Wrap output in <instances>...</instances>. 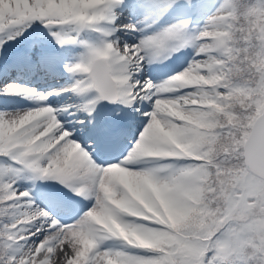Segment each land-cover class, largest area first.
Returning a JSON list of instances; mask_svg holds the SVG:
<instances>
[{"label":"snow or ice","instance_id":"6c2138e0","mask_svg":"<svg viewBox=\"0 0 264 264\" xmlns=\"http://www.w3.org/2000/svg\"><path fill=\"white\" fill-rule=\"evenodd\" d=\"M0 264H264V0H0Z\"/></svg>","mask_w":264,"mask_h":264},{"label":"rangeland","instance_id":"374dc122","mask_svg":"<svg viewBox=\"0 0 264 264\" xmlns=\"http://www.w3.org/2000/svg\"><path fill=\"white\" fill-rule=\"evenodd\" d=\"M186 54L188 56H190L191 55V49H189L188 51H186ZM182 59H184V58H182ZM17 106L23 107V106H26V105H25V103L23 101H20Z\"/></svg>","mask_w":264,"mask_h":264},{"label":"bare ground","instance_id":"6f19581e","mask_svg":"<svg viewBox=\"0 0 264 264\" xmlns=\"http://www.w3.org/2000/svg\"><path fill=\"white\" fill-rule=\"evenodd\" d=\"M180 58H181L180 54H177V60L174 61L173 63H178L179 60H180ZM183 58H184V57H183ZM165 65H167V64H165ZM165 65H164V66H165ZM157 75H158V74H157ZM158 76H161V75H158Z\"/></svg>","mask_w":264,"mask_h":264}]
</instances>
